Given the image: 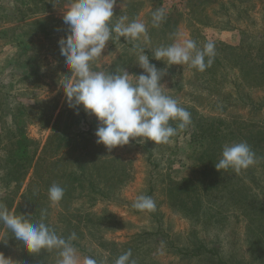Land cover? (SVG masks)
Returning <instances> with one entry per match:
<instances>
[{"label": "rangeland", "instance_id": "rangeland-1", "mask_svg": "<svg viewBox=\"0 0 264 264\" xmlns=\"http://www.w3.org/2000/svg\"><path fill=\"white\" fill-rule=\"evenodd\" d=\"M68 2L0 0V203L10 212L20 206L19 215L64 237L75 232L85 247L98 246V264L116 259L104 240L123 248L133 234H140L131 246L143 262L264 264V0H117L112 22L139 20L147 36L109 41L91 69H126L134 84L143 71L139 44L165 71V92L190 112L191 123L166 144L137 138L111 151L96 143L95 116L82 106L76 114L61 89L62 76L70 75L57 43L66 35ZM159 8L166 15L153 27ZM50 10L56 18L32 22ZM177 32L201 48L214 42L210 67L201 72L152 58L151 50L172 44ZM241 141L257 162L239 173L217 171L223 146ZM53 184L64 189L58 203L48 198ZM140 194L152 197L154 211L132 207ZM7 229L0 223V246L18 260L20 247ZM199 245L212 249L211 257L196 251ZM57 259L58 252L51 264Z\"/></svg>", "mask_w": 264, "mask_h": 264}, {"label": "clouds", "instance_id": "clouds-1", "mask_svg": "<svg viewBox=\"0 0 264 264\" xmlns=\"http://www.w3.org/2000/svg\"><path fill=\"white\" fill-rule=\"evenodd\" d=\"M117 0H69L63 8V23L66 35L58 40L60 55L69 70V76H62V90L65 102L70 109L79 114L82 106L87 115L95 116L99 126L95 131L96 143L103 144L109 151L125 146L130 140L152 141L166 144L178 130L191 123V114L179 102L167 95L161 83L166 74L150 63L145 48L136 44L137 65L143 70L134 75L135 83L130 82L126 69L120 72L93 71L90 62L102 55L107 43L113 39L124 38L137 41L147 36L146 25L139 20L126 22V16L115 23L114 6ZM163 8L152 13V25L158 27L165 18ZM115 34V35H113ZM175 41L167 46L155 48L153 59L163 60L167 66L189 65L198 71L210 67L216 55L214 42H206L199 47L197 42L184 34H174ZM178 121L176 127L170 122ZM257 162L256 153L246 141L225 144L221 157L214 164L217 171L233 169L239 173ZM64 196V189L53 184L48 189V198L58 203ZM132 207L139 211H154L156 203L152 197L137 195ZM0 223L14 234L19 245L29 254L44 250H58L56 264H98L92 257L82 259L72 243L76 233L67 238L43 222L34 223L25 215L14 214L0 203ZM129 249L119 255L114 264H136L131 259ZM0 264H19L0 252Z\"/></svg>", "mask_w": 264, "mask_h": 264}, {"label": "trees", "instance_id": "trees-1", "mask_svg": "<svg viewBox=\"0 0 264 264\" xmlns=\"http://www.w3.org/2000/svg\"><path fill=\"white\" fill-rule=\"evenodd\" d=\"M40 10H38V9H32V12H39ZM45 12V11H44ZM52 18H56V16H54L53 15V13H52V10H50L49 12H48V14H45V15H43V16H41V17H37V18H35V19H33L32 20V22H34V23H38V24H41L43 21H47V20H49V19H52ZM43 28V27H42ZM45 31V29L43 28L42 29V31ZM46 34V33H45ZM49 122V121H48ZM262 141V139L261 140H259V142H261ZM21 149V147H20V145L19 144H17L16 146H15V151H18V150H20ZM20 151H22V149L20 150ZM21 155V154H20ZM17 159H18V157H16ZM55 162H57L56 160H55ZM206 187L207 188H209V187H211V185L209 184V183H206ZM22 210V208L20 207V206H17L16 208H15V210L13 211V213L14 214H17V215H19V212ZM30 217L31 216H29V215H25V218H27V219H30ZM31 218H35L34 216H32ZM9 230V231H8ZM56 231V230H55ZM5 232H7L6 234L8 235V236H12V238L13 239H15V237H14V234L11 232V230L10 229H7ZM56 233H57V231H56ZM157 233V232H156ZM155 232H153L152 234H156ZM58 234V233H57ZM59 235V234H58ZM142 235V234H141ZM59 236H62V237H64L62 234L61 235H59ZM136 236H140V234H133V235H130L129 236V240H128V242L127 243H124L123 245V248H117V247H115V246H112L111 245V243H109L107 240H104V243H106L107 245H108V251H109V254H108V257H113V258H117L119 255H121V254H123L124 252H126V251H128L129 249L131 250V252H132V257H131V259L132 260H135L136 261V264H140V263H143V264H153L151 261H147V262H143L142 261V259H141V261H140V259H138V257H136L135 255H134V246H131L132 245V243H133V241H134V238L136 237ZM76 239L75 240H73L72 241V243L74 244V246L76 247V248H78L79 250H81V251H83V252H85V254L88 256V257H92V258H94V259H98L99 258V256H100V254H98V253H95V251H96V248L98 247H95V248H93V247H85V245H82V243H81V241L78 239V234L76 235ZM64 238H67V237H64ZM91 239H88V243H90L91 244ZM15 243L16 244H18V246L20 247V253L17 255V256H19L18 257V260L16 259V257H15V261L17 260L18 262H19V264H51V260H53V259H55V257H56V253L58 252V250H55V249H53V250H44V251H41L40 253H37V254H29L27 251H25L20 245H19V242L18 241H16V239H15ZM200 248H202V245H199V246H197L196 247V251H198L199 253H203V255L206 257H208V256H210L211 257V255H212V249H208V248H203V252H201V250H200ZM121 249V250H120ZM4 251H5V249H4V247L2 246V244H1V246H0V252H3L4 253ZM121 252V253H120ZM174 252H176V251H174ZM182 255H185V256H191L192 254L191 253H189V252H187V251H185V252H182L181 253ZM114 255H116V256H114Z\"/></svg>", "mask_w": 264, "mask_h": 264}]
</instances>
